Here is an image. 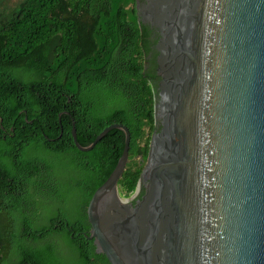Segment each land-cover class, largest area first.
Returning <instances> with one entry per match:
<instances>
[{"label":"water","instance_id":"water-1","mask_svg":"<svg viewBox=\"0 0 264 264\" xmlns=\"http://www.w3.org/2000/svg\"><path fill=\"white\" fill-rule=\"evenodd\" d=\"M157 30L155 121L135 192L114 170L87 206L110 264H264V0H136ZM144 189L141 197L136 198ZM135 199V200H134Z\"/></svg>","mask_w":264,"mask_h":264},{"label":"trees","instance_id":"trees-1","mask_svg":"<svg viewBox=\"0 0 264 264\" xmlns=\"http://www.w3.org/2000/svg\"><path fill=\"white\" fill-rule=\"evenodd\" d=\"M157 40L136 0H0V264H110L87 206L125 133L81 151L73 123L84 146L129 128L118 185L131 197L158 129Z\"/></svg>","mask_w":264,"mask_h":264},{"label":"rangeland","instance_id":"rangeland-1","mask_svg":"<svg viewBox=\"0 0 264 264\" xmlns=\"http://www.w3.org/2000/svg\"><path fill=\"white\" fill-rule=\"evenodd\" d=\"M7 2H9L10 4H13V3H16L17 1H19V0H6ZM151 27V26H150ZM151 29H153V35L154 36H156V37H158V35H157V30L156 29H154L153 27H151ZM158 41V40H157ZM156 44H157V42L154 44V47L156 46ZM156 49V48H155Z\"/></svg>","mask_w":264,"mask_h":264}]
</instances>
